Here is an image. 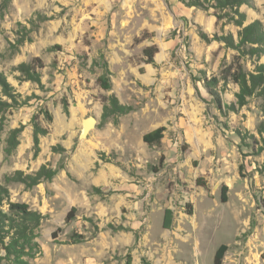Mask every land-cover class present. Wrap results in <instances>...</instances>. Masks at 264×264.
I'll use <instances>...</instances> for the list:
<instances>
[{"label":"rangeland","instance_id":"rangeland-1","mask_svg":"<svg viewBox=\"0 0 264 264\" xmlns=\"http://www.w3.org/2000/svg\"><path fill=\"white\" fill-rule=\"evenodd\" d=\"M185 1L8 3L0 18V72L19 104L0 111V182L16 170L61 166L30 189L6 183L11 201L44 216L42 253L31 264H214L222 244V264H261L264 150L257 127L264 96L256 91L238 107L233 74L252 72L264 54L226 47L224 38L237 41L239 27ZM240 10L244 25L260 20L264 27V0ZM33 19L41 20L36 26ZM100 53L112 73L109 91L96 81ZM21 63L40 72L39 83L25 79ZM111 93L131 109L102 120ZM90 115L98 123L80 138ZM34 118L47 129L36 155ZM159 127L162 139L149 146L143 135ZM14 128H21L18 144L6 154ZM165 209L172 211L169 228L162 226Z\"/></svg>","mask_w":264,"mask_h":264},{"label":"trees","instance_id":"trees-1","mask_svg":"<svg viewBox=\"0 0 264 264\" xmlns=\"http://www.w3.org/2000/svg\"><path fill=\"white\" fill-rule=\"evenodd\" d=\"M10 0H2L0 2V18L3 17ZM252 0H186L185 4L190 7L200 8L208 11L213 9V15L216 17L217 22L223 24L232 23L239 27L237 32V41L232 34H228L224 39L226 47L236 49L241 54H250L259 56L264 54V27L260 20L244 25L246 20V13L240 10L244 4L250 5ZM41 19H38V21ZM37 20L30 22L37 26ZM99 59L102 62V73L97 77L98 85L109 91L111 89V71L103 53L99 54ZM97 65V61H95ZM18 70L24 74L26 80L36 83L40 82L41 74L39 71L31 67V64L21 63L17 67ZM234 81L239 86V91L236 93L237 106L241 107L247 103V98L252 96L256 91L264 96V63L256 64L252 72H245L240 69L233 74ZM210 85L211 94L216 96V103L221 108V99L215 93ZM6 96L12 100L8 101L2 99ZM29 98L22 101L26 104ZM19 104L14 87L7 81L5 75L0 72V111L7 106ZM227 108L234 110V103L227 105ZM131 109L130 106L122 104L118 97L111 93L104 105L102 112V120L112 114H123ZM47 121H51V115L43 110ZM33 124V148L36 155L39 151V138L47 133V129L43 127L40 122L34 118ZM21 128H14L9 131L4 148L6 154H11L13 149L18 144L17 134ZM164 127H159L143 135V141L149 146L156 145L163 137ZM258 134L261 138V145L259 151L264 150V123L260 122L257 127ZM252 136V135H251ZM254 137V136H253ZM57 147H54L55 150ZM59 149H62L59 147ZM60 167H53L50 164H42L36 171L32 173H25L21 170H16L10 175H5V183L0 182V264H31V260L35 259L42 253L41 246L37 241L38 228L43 219V215L36 210L30 209L29 205L25 202H14L10 199V191L6 183L17 182L24 185L25 189H30L42 181H50L57 174ZM243 164L239 165V174L243 176ZM227 187L221 192L222 201H226ZM264 202V198H263ZM7 208L4 209V205ZM76 208L72 207L67 213L65 221L67 222L74 217ZM172 211L165 209L164 219L162 226L169 228L171 225ZM60 228H57L58 231ZM56 231L52 232V237L55 238ZM227 245L222 244L219 246L215 253L214 264H221ZM261 264H264V253L261 254Z\"/></svg>","mask_w":264,"mask_h":264},{"label":"water","instance_id":"water-1","mask_svg":"<svg viewBox=\"0 0 264 264\" xmlns=\"http://www.w3.org/2000/svg\"><path fill=\"white\" fill-rule=\"evenodd\" d=\"M97 123H98L97 117L94 115H90V116L83 118L81 121V128H80L79 137L85 138L87 136L88 132L91 129L95 128Z\"/></svg>","mask_w":264,"mask_h":264},{"label":"crops","instance_id":"crops-1","mask_svg":"<svg viewBox=\"0 0 264 264\" xmlns=\"http://www.w3.org/2000/svg\"><path fill=\"white\" fill-rule=\"evenodd\" d=\"M263 242H264V241L261 239V240H260L259 242H257L256 244L262 246V245H263ZM262 248H263L262 253H264V247L262 246ZM262 253H261V254H262ZM223 259H224V257H223ZM223 259H222V261H223ZM221 264H222V263H221Z\"/></svg>","mask_w":264,"mask_h":264}]
</instances>
